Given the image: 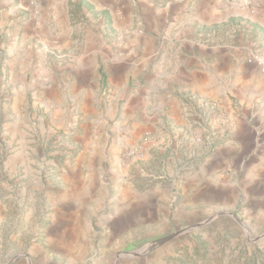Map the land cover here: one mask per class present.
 Instances as JSON below:
<instances>
[{
  "label": "rangeland",
  "instance_id": "obj_1",
  "mask_svg": "<svg viewBox=\"0 0 264 264\" xmlns=\"http://www.w3.org/2000/svg\"><path fill=\"white\" fill-rule=\"evenodd\" d=\"M22 16L8 12L6 0H0V264H171L162 259L170 246L171 254H179L178 264H264V208L250 203L253 173L247 175L259 153L252 137L251 148L233 155L228 178L238 199L213 205L220 215H205L206 210L183 215L194 208L187 197L191 190L177 187L189 174L186 164L175 169L176 185L164 190L167 198L160 197L156 220L128 225L117 245L106 244L100 224L116 211L119 185L113 184L112 167L118 162L133 172L155 142L152 129H140L145 121L160 120V132L172 131L175 118L193 131L195 120L198 129L227 125L226 139L235 146V126L244 118L237 116L236 85L242 75L260 74L246 58L254 52L264 56L252 45H239L242 33L249 38L251 31L235 21L213 29L211 47L238 48L223 94L229 106L213 93L193 115L192 93L179 91L178 45L170 43L144 64L140 24H74L71 43L60 45L47 24H30L37 36L22 39ZM258 81L264 93V79ZM179 101L191 111L184 112ZM131 116L139 130L128 127ZM241 128L252 136V122ZM131 182L139 191L135 195L150 198L140 176L134 174ZM169 200L174 219L164 217ZM66 215L78 216L76 237L69 228L62 233L55 228Z\"/></svg>",
  "mask_w": 264,
  "mask_h": 264
},
{
  "label": "crops",
  "instance_id": "obj_2",
  "mask_svg": "<svg viewBox=\"0 0 264 264\" xmlns=\"http://www.w3.org/2000/svg\"><path fill=\"white\" fill-rule=\"evenodd\" d=\"M223 1L200 0L198 3V0H176L173 4L170 0H133V2L128 0H6V3L8 12L23 14L22 17L25 18V22H22L24 25L22 39L37 36L36 32H29L30 24L37 28L47 24L52 33L58 34L60 45L62 41L71 43L74 37V24H140L141 61L144 64L160 56L166 47L169 48L170 43L173 46L178 45L176 51L181 52L177 63L181 80L179 91L186 94L189 91L192 93V105H189L194 111L184 106L182 101L178 102V106L184 108V112L190 109L195 115L201 113L203 102L213 93H220L218 96L223 106L226 109L229 106L223 94L226 92L225 84L230 64L238 55V52L236 54L234 50L238 48L229 43L220 47H211L209 43L212 42L213 29L222 28L235 21L236 24H241L242 29L247 28L252 33L249 38L242 33L239 45H252L264 54V0H233L235 2L233 4L231 2L223 4ZM250 5H252L251 8H249ZM198 9L203 15L198 13ZM7 25L10 24H4V26ZM18 28H21V24ZM224 34L229 36L228 33ZM171 57L167 58L170 66L172 65ZM13 70L15 65L12 63L11 71ZM164 74L167 77L170 76L169 73L164 72ZM242 76L236 85L239 96L236 104L237 116L239 117L238 114L241 113L244 118L235 126L233 135L235 146H231L226 139L227 125L220 126L218 129L207 126L198 129L196 127L201 124L195 120V131H193L191 125L187 126L178 118H175L174 128L170 132H160L159 128L162 124L160 120L145 121L141 125L140 129H152L156 139L153 145L151 143L145 149L141 162L133 166L135 169L133 172H130L128 168L123 169L118 162L112 167L113 184L119 185L114 204L116 211L106 218L105 222L100 223L103 227L102 231L108 237L107 245H117L119 236L127 234L128 225L157 219V209L159 206L163 207L160 205V197L167 198V192L164 190L174 188L176 184L173 181V173L182 165L188 164L189 174L184 183L177 187L191 190L187 197L192 196L191 204L194 205V208L184 211L183 215L191 216L204 210H206L205 215H211L214 212L217 216L223 213L218 209L213 210V205L221 206V204H227L230 199L234 202L238 199L235 195L236 184L228 178V174L234 165V153H244L251 148L249 143L251 137L252 148L259 149V153L247 166L248 178L249 174L253 173V183H251L253 192L250 203L264 208V138L262 140L259 135L264 125V93L257 85L261 75L259 73L257 77L249 75V77L252 76L249 79L245 75ZM131 105L133 106L134 102H131ZM178 117L180 118L179 115ZM246 121L253 123L252 136L241 128V124L243 125ZM133 122L134 117L128 118V127L133 126L135 131L139 130ZM131 135L129 133V137ZM130 139L128 138L129 142L134 141ZM157 164L159 165L156 166ZM134 174L149 184L150 198L148 196L140 198L135 195L139 191L131 182ZM168 181L169 185H167ZM172 204L173 201L169 200L165 207L164 217L167 219H174L176 216L171 210ZM198 206H205V208H197ZM73 216L66 215L64 222L55 228L61 233L69 228L74 231V237H76L78 227L75 222L78 221V216L74 218ZM69 245L72 246V244ZM171 248L172 246L163 252L167 257L162 259L166 262L170 261L171 264H178L179 254H171Z\"/></svg>",
  "mask_w": 264,
  "mask_h": 264
},
{
  "label": "built area",
  "instance_id": "obj_3",
  "mask_svg": "<svg viewBox=\"0 0 264 264\" xmlns=\"http://www.w3.org/2000/svg\"><path fill=\"white\" fill-rule=\"evenodd\" d=\"M248 67H253L259 70L262 78H264V56L258 52L252 53L245 60Z\"/></svg>",
  "mask_w": 264,
  "mask_h": 264
}]
</instances>
